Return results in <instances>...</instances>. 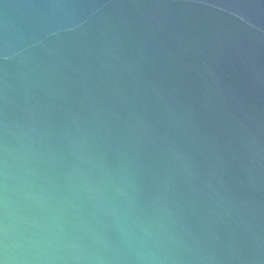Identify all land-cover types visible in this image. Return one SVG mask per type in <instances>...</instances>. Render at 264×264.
<instances>
[{
  "label": "water",
  "instance_id": "water-1",
  "mask_svg": "<svg viewBox=\"0 0 264 264\" xmlns=\"http://www.w3.org/2000/svg\"><path fill=\"white\" fill-rule=\"evenodd\" d=\"M0 264H264V0H0Z\"/></svg>",
  "mask_w": 264,
  "mask_h": 264
}]
</instances>
